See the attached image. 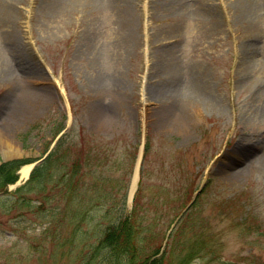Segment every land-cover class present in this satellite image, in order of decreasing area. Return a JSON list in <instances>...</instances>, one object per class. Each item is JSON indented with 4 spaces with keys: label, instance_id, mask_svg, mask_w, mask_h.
<instances>
[{
    "label": "rangeland",
    "instance_id": "374dc122",
    "mask_svg": "<svg viewBox=\"0 0 264 264\" xmlns=\"http://www.w3.org/2000/svg\"><path fill=\"white\" fill-rule=\"evenodd\" d=\"M100 2L0 0V154L27 134L22 155L43 157L63 121L113 204L147 145L137 203L164 264L196 236L210 249L190 264L264 258V0ZM38 234L41 250L33 231L0 234V264L80 262Z\"/></svg>",
    "mask_w": 264,
    "mask_h": 264
},
{
    "label": "trees",
    "instance_id": "16d2710c",
    "mask_svg": "<svg viewBox=\"0 0 264 264\" xmlns=\"http://www.w3.org/2000/svg\"><path fill=\"white\" fill-rule=\"evenodd\" d=\"M57 126L55 135L64 127L62 123ZM76 146L71 134L63 135L35 166L30 179L13 193L8 192L7 185L17 180L19 167L30 160L0 164V193L4 192L0 196V226H6V232L0 234L14 236L33 231L29 243L41 250V242L35 239V232L39 231L38 237L49 239L54 245V254L64 257L73 252L79 258L77 264H164L167 255L162 250L164 241L158 242L145 229L146 218L139 213L137 197L132 210H128V182L115 186L116 194L121 196L119 203L107 204L99 196L107 180L102 175V165L100 162L95 165L89 154L75 157ZM85 149L84 145L82 152ZM183 221L184 218L176 224L169 239L177 234ZM172 222L173 219L170 225ZM180 242L176 241V247L170 246L180 259L178 264H190L210 249L201 236H196L193 242L187 240L184 247L178 248ZM241 263L264 264V258L250 254Z\"/></svg>",
    "mask_w": 264,
    "mask_h": 264
},
{
    "label": "bare ground",
    "instance_id": "6f19581e",
    "mask_svg": "<svg viewBox=\"0 0 264 264\" xmlns=\"http://www.w3.org/2000/svg\"><path fill=\"white\" fill-rule=\"evenodd\" d=\"M59 1V0H58ZM62 4H73L75 0H60ZM102 1V0H101ZM200 3H203V7L205 6V0H198ZM98 3H101L100 0H97ZM133 2L134 0H104V3L105 4H115L117 5L118 7L122 8V9H126L128 8V4H131L133 5ZM173 2H178V9L179 8H182V6L184 4H186L187 0H173ZM185 6V5H184ZM245 6H248V10L250 13L253 12V6H254V2L253 1H250V3H247ZM208 9V10H207ZM205 11H208V12H212L215 10L212 6V4H208V7L205 9ZM9 152L6 153L3 152L2 154H4L5 156H14L15 153H18L19 150L18 149H14L13 147H9ZM11 152V153H10ZM10 156V157H11ZM32 164H26L24 166L21 167L20 171H19V174H20V178L19 180L20 181H24L28 178L29 174H30V171L32 169ZM137 185H138V166L136 168V172L134 174V178H133V181H132V185H131V190H130V195L132 196L136 189H137Z\"/></svg>",
    "mask_w": 264,
    "mask_h": 264
},
{
    "label": "water",
    "instance_id": "95a60500",
    "mask_svg": "<svg viewBox=\"0 0 264 264\" xmlns=\"http://www.w3.org/2000/svg\"><path fill=\"white\" fill-rule=\"evenodd\" d=\"M2 158L3 159H8V156H5L4 154H2Z\"/></svg>",
    "mask_w": 264,
    "mask_h": 264
}]
</instances>
